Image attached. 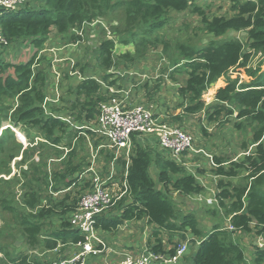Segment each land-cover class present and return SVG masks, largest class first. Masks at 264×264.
<instances>
[{
    "label": "trees",
    "instance_id": "16d2710c",
    "mask_svg": "<svg viewBox=\"0 0 264 264\" xmlns=\"http://www.w3.org/2000/svg\"><path fill=\"white\" fill-rule=\"evenodd\" d=\"M230 3L232 15L213 17L206 14L197 0H30L27 5L16 10L0 9V36L8 45L26 40L35 49L34 55L26 62L14 63L0 58V129L4 121H8L13 127L21 126L20 129L28 134L31 143L34 142L32 133L38 131L47 142L53 144L66 138L70 148L73 138L77 136L76 127L70 130L69 122L47 111L50 70L41 65L43 61L40 58L43 59L44 55H40V52L45 48L53 29L68 44H81L90 37L92 31L99 34L93 40L96 46L88 44L86 47L94 51L99 74L88 72L89 61L76 63L69 72L77 71L82 78H78L70 87L69 93L74 99L61 96L59 107L52 108L53 113L61 111V103L65 102L72 111L74 121L81 122L83 117L86 121L98 117L102 103L117 93L112 88H119L118 78L113 71L127 66L132 68L133 62L142 59L144 56L141 51L159 42L154 32L168 24L173 11H189L200 16L203 30L211 38L202 47L186 43L178 45L185 69H174L170 78L178 83L176 72L186 73L185 81L178 86V92L184 98L183 111L165 121L182 122L183 113L196 114L202 111L205 106L202 99L204 91L211 83L225 77L224 83L216 91L218 103L209 111V119L220 120L218 117L225 112L228 116L234 115L236 128L246 130L247 135L241 144L243 156L234 159L226 157L223 152H219V155L209 152L215 162L211 171L219 177L216 192L211 193V196L224 208L225 213L231 215L229 224L221 226L216 223L205 231L197 208L192 211L182 208L177 198L203 194L205 186L196 174L187 171L182 161L173 159L167 151L159 148L158 142L154 141L151 145L143 133L133 135L134 147L126 178L124 175L119 180L109 181L111 186L118 187L120 193L125 190L123 180L126 179L125 194L106 213L99 215L97 221V227L102 232H115L125 221L145 219L148 225L154 226L148 248L166 257L177 255L181 240L188 239L195 247L192 262L188 264H249L241 244L228 237L238 231L264 236V68L260 65L248 66L255 53L264 52V0H230ZM100 21L107 23L108 28H101L98 25ZM242 30L247 32L246 40L227 36L232 31ZM118 43L132 44L135 49L118 54L115 52ZM242 70L249 76L248 80H241ZM233 71L237 76H233ZM65 77L70 76L67 74ZM152 82L153 78H150L148 85ZM148 85L143 87V92L147 91ZM158 88L155 85L154 90L146 92V97L152 98L151 93L157 92ZM9 111L12 112L10 116ZM248 131H251L250 136ZM8 138L14 140L13 145L6 146ZM22 148L23 144L12 129H3L0 134V175H10L11 161L21 154L23 157L18 162L27 163L31 160L28 154L30 146ZM76 150V147H72L71 152ZM102 153H105L103 167L107 172L108 164L115 156L108 150H102ZM73 155L79 157L74 152L70 153L65 167L68 168L64 173L58 170L56 179L55 173L52 178L50 174L44 175V170L39 172V168L24 171L21 174L26 178L22 183L24 192L21 207L15 206L12 198L16 174L7 179L10 180L8 188L0 190V201L3 203L0 212L16 214L21 220L18 233L23 235L28 250L36 249L42 243L44 249L53 250L57 249L59 243L74 245L85 240L70 223L78 203L76 196L86 191L85 188L78 189L76 195L67 193L54 206H47L43 201V198H49L43 191V184L58 187L61 180L71 186L77 181L75 177L71 181L65 180L83 165L81 161L74 165ZM31 162L29 166L33 167ZM120 162L123 166L121 173L124 174L126 160ZM199 167L200 174L208 168L205 163H200ZM242 173L244 175L238 178ZM7 180L0 177V184ZM52 217L58 219L59 226L47 231L48 237L43 240V226L49 225ZM13 223L0 228V238L11 240L17 235ZM229 225L233 228H229ZM175 236L179 237L176 241ZM10 244L0 242V252L9 254ZM19 254H23V258L28 256L22 252ZM184 261H187V257ZM253 263L264 264V249L257 245ZM0 264H5L1 258Z\"/></svg>",
    "mask_w": 264,
    "mask_h": 264
},
{
    "label": "crops",
    "instance_id": "0c3cea01",
    "mask_svg": "<svg viewBox=\"0 0 264 264\" xmlns=\"http://www.w3.org/2000/svg\"><path fill=\"white\" fill-rule=\"evenodd\" d=\"M98 36L99 34H97L96 31H92L90 37L88 39L85 38L81 44L79 43H72V44L69 43L68 44L65 41H63L62 37L57 34L55 29H53L50 35V38L47 42L48 45L46 44L45 48L40 52V55L42 54L44 56L49 55L53 58L57 57L60 60H62L61 62L57 63V65H54L52 63L51 67L49 66V64L44 65V62H41L42 66L44 65V67L47 70H50V73H49L50 95L47 98L48 113L52 114L53 116L57 118L62 119L63 121L66 120V122H69L70 130H73L76 126H82L83 131L80 133L83 134L84 136H76L75 138H73L72 147L78 146L79 149H81V144H80L81 140L85 142L84 144L85 147H89V146L91 147V151L89 152V157H87V162H86L85 156L78 155L79 161H81L83 165H81L80 170H78L76 173L73 172V175L71 176L68 175L65 179L66 181H71L73 180V177H75V179H77L76 182H74L71 186H68L65 183L61 182L60 180L58 182V187H57L58 190H52L54 187V185L52 184L50 186L48 185V187H45L48 190L46 191V194L49 196V198L48 197L43 198V201L44 203H46L45 205L47 206L49 204L54 206L55 204H57V202L63 200V198H59L60 192L71 194L74 192L75 189H77V187L79 189L85 188L86 191L89 190L91 186L93 185L96 177H100L101 179L105 178V180H109L110 182H112L115 180H119L122 176L125 175V172L124 174L121 173L123 166L120 161H122V159L127 161V158L123 156L121 152H119L116 148L112 147L108 139H104L103 137L100 136V134L97 132V130L99 129V124L95 122L97 118L95 117L90 118V121H86L85 117H83V121L81 122L74 121V116L72 114V111L69 110L65 102L61 103L62 105L61 111L54 110L55 111L54 113L52 111L53 107L55 108L59 107L61 96H64L69 100L74 99V97L69 93V90H70V87L75 84L76 80L81 77V74L79 75V73L76 71L67 73V71H71V68L73 69V66H75L76 63H78L79 61L82 63H87L89 61L88 72L89 73L91 72L92 74L93 73L95 74L96 72V75L99 74L98 72L100 70L96 67V61H95L96 59H95L94 51L90 52L86 48L88 44L96 46L93 43V40L95 38H98ZM123 45L126 47L125 48L126 50L134 51V46L132 44H123ZM128 46L131 48L127 49ZM31 50L35 51L32 45H31ZM126 50H121L118 52L121 54L123 51H126ZM17 53H20V52L17 51ZM71 61H76V62L71 65ZM141 62L143 63L144 59H141ZM146 64L143 65V68L141 67L140 71L138 70L139 69L138 66H136L138 65V63L134 64L135 65L134 69H132L130 66H127L121 69L118 68V70L116 71L114 70L113 72H115L116 77L118 78V84H119L118 89L117 87L112 88L113 92H117L115 93L114 96H118L117 94H119L118 97L127 100L126 103L131 106L144 103L145 104V105L143 104L144 106H146L147 108L148 107L151 108L156 116L164 120L167 118L171 119L172 116L180 114V112L183 111V109L182 110L180 109L183 108L182 104L184 102V98L180 96L182 100H181V103H179L180 104L179 107L172 106L175 103V101L178 99L177 98L178 92H175V95H172L173 94L172 91H165V85L168 84V81H172V80L162 81V78H160L159 80L153 79L152 84L148 85L149 79L146 80L145 77L142 78L144 75V72L148 69V66H146ZM149 67L151 69L153 68L154 70H156L155 66H149ZM67 74H69L70 77L66 78L65 76ZM155 74H157V72ZM224 81H225V77H220L215 83L210 84L211 86H213L212 100H214V104L218 103V101L215 98L216 91L224 83ZM171 84L173 85L174 88L175 87L178 88L179 86V83H176L175 81L171 82ZM145 85H148L147 91H145L144 89L145 92H143V87ZM155 85H158L159 88L157 92L153 91L151 93L152 98H151V101L149 102L148 99L145 97L147 95L146 92L154 90ZM58 89H60L61 91V95L59 96L56 94L58 92ZM227 132L228 131L223 130L222 134L225 135L223 136V138L226 137ZM32 135L34 136V142L31 143L28 141L26 145L23 143L24 145L23 149H25L28 146L33 147L34 145H38L39 140L45 141L44 138L42 139L40 137L41 135L39 134L38 131L33 132ZM145 135H147V138L150 140L148 142H150L151 145H153L154 141L156 143L158 142V139L155 134L147 133ZM250 135H251V131H248V136ZM230 137L231 135H227V138H230ZM48 144H50L51 147L52 146L58 147V144H53L51 142H48ZM157 146L159 148H162L160 146V143ZM220 147H221V150H220ZM220 147H219V144L218 145L216 144L215 146H213L209 142L207 143L206 146H203V145L200 146V148L205 151L203 152L204 154L207 152L208 153L211 152L212 154H217V155H219V152H223V154L225 155L226 154L229 155L230 153H233L232 156L234 159L236 158V156L244 155L242 147H237V144L235 145L234 141L232 142H228V140L224 142L222 141ZM64 149L66 150V147H64ZM102 150H108L110 151V153L114 154L115 156L113 160H111V162L108 164L107 172H105V168H103V170H100L99 168L100 156L101 154L103 156L105 155V153H102ZM203 153H201L202 154L201 163H205L207 165V161H206L207 156L204 155ZM68 158L69 156L67 157L66 160H68ZM18 159L20 160V158ZM32 159H33V156H32ZM118 159H120V161ZM31 160H29L25 164H29ZM104 160L106 161V159L105 158L103 159V162L105 163ZM79 161L77 160V162ZM49 162H50L49 160L48 162H46L45 168H48ZM66 163L67 162H64L63 168L66 167ZM183 163L184 165L186 164V162H183ZM31 164H33V161L31 162ZM49 166L51 165L49 164ZM66 169L67 168H65V170ZM65 170L63 169V173ZM57 171H58L57 169H53L52 171L45 170L44 175L49 176L48 174H50L53 178L54 177L53 173L55 172L57 173ZM12 174H16V172L13 170V173H11V176ZM0 177H4V174L0 175ZM56 178L57 176L55 175V179ZM207 195L211 196L212 194L211 192H207ZM196 208H198V206ZM230 216L231 215H228L227 213H225L221 221L225 223L226 225L229 224ZM199 220L201 221L200 217H199ZM201 222H202L203 227L205 228L204 230L208 231L211 228V226L216 224L217 221L215 219L210 220V219L204 218V221L202 220ZM59 223L60 222L58 221L57 218L52 217L51 223H49V225L47 224L43 226V231L45 232L43 233L45 235H43L42 238L45 239L46 237H48L46 235L47 231H51L52 229H57L59 226L58 225ZM13 227L17 228V224L13 225ZM153 227H154L153 225H148L145 219H142V220L125 221L121 225H119L118 229L115 232H109V231L102 232L100 230L103 237L107 240L108 249H106L105 251H103L102 253L98 255H93V254L88 255L86 258L87 264H120L128 254L140 255L142 253L147 252L149 250L148 242H149L150 234H151ZM15 232L18 233V230ZM241 233H244V234H241ZM250 233L251 232L238 231L233 234L231 233V235L228 237V239H234L235 241L239 242V244H241V246L243 247L245 251V256L248 262L251 259L253 260L252 256L254 255V251H255L254 245H256V242H257V240L252 242V239L250 238ZM20 236L21 237H19V240L23 242L24 241L23 235L20 234ZM191 237L192 236L189 234V238ZM153 239L154 238L151 237L152 241ZM176 239L178 240L179 237L175 236L174 241H176ZM16 242L17 241L14 242L15 247L16 245L19 244ZM181 243L183 242L181 241ZM26 248L25 247H21L20 249L10 248L8 249L9 254L5 253V251H2L0 252V258L2 259V261H4L5 264H40V263L41 264H51V262L56 259L66 258V257L74 255L80 249V247H78L76 244L65 245L63 243H59L57 249H53V250L44 249L43 243L41 244L40 247L36 249H32V250L27 249L28 250L27 251ZM37 249H39V251ZM20 252L26 253V254H28L29 252V255L26 258H23L22 256L24 255L23 254L20 255L19 254ZM194 253H195V247L193 248V244H191L188 250L184 253V255L180 257L177 261L180 263L182 262V264H188L189 262H192V255H194ZM184 256L187 257V261H184L185 259Z\"/></svg>",
    "mask_w": 264,
    "mask_h": 264
},
{
    "label": "rangeland",
    "instance_id": "374dc122",
    "mask_svg": "<svg viewBox=\"0 0 264 264\" xmlns=\"http://www.w3.org/2000/svg\"><path fill=\"white\" fill-rule=\"evenodd\" d=\"M29 1L30 0H28L27 2H29ZM197 2H198V4H200L204 8L206 14L209 17H213L215 15H232L233 14V11L231 10L230 0H197ZM25 5H27V3H25ZM154 35L159 38V42L156 43L155 45L149 47V49H143L141 51V54L144 56L142 58V59H144V62L142 63L141 59H137V62H133V67H132V69H134L135 68L134 64L138 63V65H136V66H138V68H139L138 70L140 71L141 67L143 68V65H145L147 63L146 66H148V69L144 72V75L142 77V78L145 77L146 80L150 79V78H153L154 80H159L160 78H162V81L172 80L170 77L174 73V71H173L174 69L178 70V68H180V67H181V70L185 69L184 65H182L184 61H182L183 60L182 55L178 51V45L181 43H186V44H192V45H196L198 47H202V46H205L211 38V36L208 35V33H206L203 30V25L201 23L200 16L196 13H192L189 11H183V12L173 11L170 14L168 24L166 26H164L163 28L155 31ZM227 36L240 37L243 40H246L247 32L244 30L238 31V32L232 31ZM47 42H46V44L48 45ZM125 48L126 47L123 44L118 43L115 50H116V52H118L121 50H126ZM129 48H131V47L128 46L127 49H129ZM134 49H135V47H134ZM17 51L20 53H17ZM88 51L92 52V49L88 50ZM126 51H128V50H126ZM126 51H123V52H126ZM34 53H35V51L31 50V45L26 40H24V41L18 40L16 43H13L11 45H5L0 40V58H2L4 60L14 62V63H18L20 61L26 62V61L31 59V57L34 55ZM179 59H180V62H179ZM40 60H42L44 62V65L45 64L51 65L52 63L54 65H57V63L62 61L57 57L53 58L49 55L48 56L45 55L44 58L43 59L40 58ZM52 60H53V62H52ZM75 62L76 61H71V65L74 64ZM44 65H43V67H44ZM64 65H66V64H64ZM258 65H260L262 68H264V52L255 53L250 58V61L248 63V66H258ZM149 66H155L156 70H154L153 68L151 69ZM71 70H72V68H71ZM10 71H12V69ZM67 72H69V71H67ZM156 72L158 75L155 74ZM232 73L234 74L233 76H237L236 72L233 71ZM186 77L187 76H186L185 71L176 72V78H177L178 83L182 84L185 81ZM240 78H241V80L245 81V80L249 79V76L245 73V71L242 70V73H240ZM171 82H173V80L168 81V84L165 85V91H172V93H173L172 95H175V92H178V88L177 87L174 88L173 85L171 84ZM212 92H213V86H211V85L208 89H206L204 91L202 99L204 100L205 106H204L202 111H199L196 114H184L183 113L182 114V117H183L182 122H180L179 120H175L173 122L175 125L182 127V129H184L187 133L191 134L193 139H194V145H195L194 147H195L196 151L185 152L183 154L181 160H182V162H186L185 166L187 168V171L196 174L206 189V191L203 194H200V195H197V196L191 197V198L180 199V197H179V198H177V200L181 203V205L183 206L182 208H184L185 210H191L192 211L193 208H196L198 206V208L196 209V212H197V215H199L201 221L202 220L204 221V218L210 219V220L215 219L217 221L216 223H219L221 226H224L226 224L221 221V219L224 217V214H225L224 208L220 207L217 204V202L215 201L213 196L206 195V192H211L213 194L216 192L217 182L219 180V177L217 175H215L214 173H212V171H211L212 163H210V160L208 157L206 159V161L208 162V164H207L208 168L205 171H203V174L199 173L200 167L198 165L201 163V158H202L201 153H203L202 151H199V150H202L200 148V146H202V145L206 146L207 143L209 142L213 146H215L216 144L217 145L219 144V147H220L222 141L224 142V141L228 140V142L234 141V144L235 145L237 144V147H241L243 139L246 138L247 135H246V130L240 131L239 129L236 128V126H235L236 122L234 121V119H235L234 115L228 116L225 112V113H222L218 117V118H220V120L209 119V116H211V114H209V111L211 110L212 106L214 105V100H212V97H213ZM56 94L58 96L61 95L60 89H58V92ZM117 95L119 96V94H117ZM146 98L148 99L149 102L151 101V97L150 98L146 97ZM177 98L178 99L175 101V103L173 102L174 104L172 106H177V107L180 106L179 103H181L182 98L180 97L179 92L177 94ZM182 109L183 108H181L180 110H182ZM10 115H12L11 111H9V116ZM95 122L96 123L99 122L98 117L95 120ZM3 126H4V128L10 127L12 129V132L15 134V137L18 138V140L22 144L28 143V141H29L28 134L24 130L22 131L20 129L21 126L13 127L12 125H10L8 123V121H4ZM82 129H83L82 127L76 128L77 136H84L83 134L80 133L83 131ZM223 130L228 131L225 138H223V136H225L222 134ZM0 131H1V129H0ZM18 132L22 133L25 136V139L19 137L17 135ZM205 132H207V133L205 134ZM227 135H231V137L227 138ZM40 137L42 139L44 138L43 136H40ZM63 137L65 138V136H63ZM39 142L42 145L38 144V145H34L33 147L30 146V149L28 150V154L30 155L31 159L33 156V159H32L33 164H31L33 167L29 166V164L18 162L21 160H16V161L12 160L13 161V162L11 161L12 173L14 170L16 172V175L12 174V176L6 175L5 178L3 177L4 180L11 179L14 175L17 177L15 182H13V185H12L13 186V194H14L12 198L14 200L13 202H14L15 206L21 207L23 204V202H22L23 199L21 198L22 194L24 192L22 183H24V180L26 178L22 177L21 174L24 171H29V170H31V168H33V169L39 168V172L42 170H44V172H45V170H51L52 171L53 169H57V170H59V172H63V169L65 170V168H63V164H64V162L68 161L66 159L70 155V153L74 152V154L78 153V155L85 156L86 162H87V157H89V152L91 151V147L90 146L85 147L84 146L85 142L82 140L80 142L81 149H79L78 146H75L77 148V151H72V152H71L72 147L70 148L68 146L69 141H67L66 139L64 141L61 140V142L58 144V147H53V146L51 147L50 144H48V142L46 140L43 143L40 140H39ZM13 144H14V140H12L11 138H8V140L6 141V146H10ZM64 147H66V150L64 149ZM22 150H23V148H22ZM22 150L20 152H22ZM220 150H221V147H220ZM232 154L233 153H230L229 155L226 154L227 155L226 157H233ZM20 157L21 156H19L18 158H20ZM236 157H239V156H236ZM103 159H104V156L101 154L100 159H99L100 160V165H99L100 170H103V168H104L103 167V163H104ZM48 160L50 161L49 164L51 166H49V164H48V168H45L46 162H48ZM77 160L79 161V157L76 158V156L73 155L72 161H74V165L76 164ZM37 162H39V163H37ZM55 175H56V172H55ZM241 175H244V174L243 173L240 174L238 176V178H241ZM31 177H32V175H31ZM8 181H10V180L3 181L0 184V190L8 188V186H9ZM45 187H47L46 183L42 185V188H44L43 189L44 192L48 191ZM55 187H56V185L53 187L52 190H58L57 187H56V189H55ZM78 189L79 188L77 187V189H75L72 194L76 195L77 194L76 191H78ZM84 192H85V190H84ZM64 194L66 195L67 193L60 192L59 198H64V196H65ZM79 195L76 196V203H77V201H79L77 198V197L80 198ZM2 205H3V203H2V201H0V208H2ZM10 222H14L13 223L14 225L17 224V230H19L21 228V225H20L21 220H19V218L17 217L16 214H11L10 212H5V213L0 212V228L6 227L7 224ZM241 234H244V233H241ZM19 237H21V236L19 233H17V235L14 238H12L11 240H4V239L0 238V242L5 243V244H8L10 242L11 243L10 248H13V249H15V248L20 249L21 247L26 248L25 242L24 241L21 242L19 240ZM250 238L252 239V242H253V241L257 240V235H255L254 232H251ZM15 241L19 242V244L16 245V247L14 246ZM182 242L184 243L185 240ZM191 244L192 243L188 244V248ZM254 248L256 251V245H254ZM39 249H37V250L39 251ZM26 250H27V248H26ZM255 251H254V254H255ZM17 254H18V252H17ZM26 255H29V252ZM252 257H254V255ZM249 264H254L252 259L249 261Z\"/></svg>",
    "mask_w": 264,
    "mask_h": 264
},
{
    "label": "built area",
    "instance_id": "2783aa9c",
    "mask_svg": "<svg viewBox=\"0 0 264 264\" xmlns=\"http://www.w3.org/2000/svg\"><path fill=\"white\" fill-rule=\"evenodd\" d=\"M28 0H0V9L16 10L24 6ZM98 23V22H97ZM96 23H93L95 25ZM98 25L107 29V23L100 21ZM82 34V31H79ZM0 40L8 45V42L0 36ZM82 78V77H80ZM99 129L97 132L104 139H108L111 146L116 148L123 156L127 158L126 172L130 163V155L133 152V135L135 133L155 134L160 146L169 153V155L178 161H182L183 154L187 151H196L194 139L182 127L165 121L156 116L151 108L142 104L128 105L125 99L118 96L112 98L101 105L98 114ZM82 126H76V128ZM4 126L1 127L0 134ZM19 137L25 136L18 132ZM25 145L27 143H24ZM26 147V146H25ZM205 152L203 149L199 150ZM212 165H215L211 153H205ZM20 160L22 155H20ZM19 157V156H18ZM18 157L15 159L19 160ZM11 175V174H10ZM6 177V175H4ZM125 190L118 193L117 186H111L109 180H103L96 177L92 187L80 195L75 211L70 217V223L77 228L84 236L85 240L77 243L80 247L74 255L56 259L51 264H87V256L90 254L98 255L108 249L107 240L101 234L97 227L99 215L106 213L113 207L118 199L125 194L127 189L126 179L123 180ZM229 228H233L229 225ZM189 240L181 243L174 257H166L163 254H156L150 249L140 255L128 254L120 264H167L178 260L188 249ZM256 245L264 249V236H257Z\"/></svg>",
    "mask_w": 264,
    "mask_h": 264
},
{
    "label": "water",
    "instance_id": "95a60500",
    "mask_svg": "<svg viewBox=\"0 0 264 264\" xmlns=\"http://www.w3.org/2000/svg\"><path fill=\"white\" fill-rule=\"evenodd\" d=\"M16 243H19L18 241Z\"/></svg>",
    "mask_w": 264,
    "mask_h": 264
}]
</instances>
